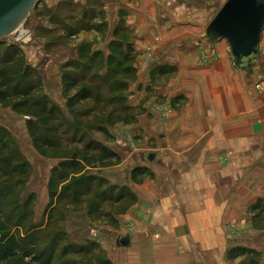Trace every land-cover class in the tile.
<instances>
[{"label": "crops", "instance_id": "1", "mask_svg": "<svg viewBox=\"0 0 264 264\" xmlns=\"http://www.w3.org/2000/svg\"><path fill=\"white\" fill-rule=\"evenodd\" d=\"M69 4L48 2L53 15ZM159 4L128 5L146 13L128 10L124 16L136 38L137 73L127 106L138 112L133 123L116 124L110 134L131 158L114 168L132 167L128 188L136 201L116 216L117 235H129L131 244L113 246L107 260L264 264V91L254 85L264 80V31L261 60L252 73L241 72L225 40L204 44L206 29L199 34L196 27L171 25L157 13ZM82 19L87 27L80 33L92 31L86 43L106 60L110 51L95 46L100 33L93 20ZM21 118L29 136L27 117ZM150 154L154 161L146 160Z\"/></svg>", "mask_w": 264, "mask_h": 264}, {"label": "rangeland", "instance_id": "2", "mask_svg": "<svg viewBox=\"0 0 264 264\" xmlns=\"http://www.w3.org/2000/svg\"><path fill=\"white\" fill-rule=\"evenodd\" d=\"M52 1L57 0H40L23 25L10 37L0 40V68L4 67L3 62L16 59L22 65L23 70L25 67L32 70L30 78L36 82L39 81L42 93L59 108L60 106L64 107L63 112L66 119L69 121L80 119L84 126L81 127L80 134L76 138H72V135L69 136L71 140L69 148L76 149L80 154V158L84 155L86 144L94 140L104 143L110 150L115 152L120 157L119 165L125 158H129V160L131 158L126 148L125 150L116 148L115 136L110 134L116 124L110 127L107 126L105 120L101 119L102 117L105 119L106 115H103L100 110L103 105L117 101L116 104L108 106L106 113L114 111L116 114L122 113L127 104L129 90L128 92H122L121 85L114 82L116 79L111 81L109 77L105 76L106 71L104 68L106 64L103 59V52H100L101 58L99 56L96 58L97 60H94L92 69L85 68V70L74 72L68 66L75 65L77 62L84 65L88 58L84 62L81 53L88 52L86 57H90V54H92L91 45L86 43L87 40H90L87 36L92 31L86 32V34L84 32L80 33L87 27L86 22L82 19L83 16L85 20L92 19L95 30L100 33L99 38L93 39L96 47L100 46L106 52L112 42L111 35L114 34L119 25H122L121 29H123L124 35L118 38L119 40L124 38L125 43H131L135 52L134 42L136 38H134V32L127 26L126 17L124 18V16L128 14V10L137 11L136 14L144 15L146 13L144 12L145 7L139 8L138 11L137 8L135 10L128 5L136 7L145 0H83L84 4L80 2L78 5L73 4L74 0H65L70 3V6L57 7L54 15L52 14L54 11L48 5V2ZM158 1L160 4L157 6L156 11L159 15L164 16L165 19L163 20H166V22L167 19L171 20L173 26L196 27L195 31L201 34L205 32L206 26L227 0H170V6H168L169 0H166V3L163 0ZM117 11L118 15L116 16ZM117 17L121 20H116ZM69 19H75L77 22H68ZM100 21L105 22L104 25L100 24ZM141 29L143 30V28ZM74 34L79 35L73 37ZM101 43H103L102 46ZM27 47L30 52L26 50ZM38 49L41 54H37ZM40 55L46 56L43 61H40L42 57ZM44 67H46L45 70H42ZM64 73H68L71 79L80 81L79 89L89 84L97 88L100 93L96 102L93 100L81 103L70 113L66 103L70 97L76 94L77 89H70L65 92L62 79ZM94 74L97 75L95 78H93ZM125 80V78H122L121 82ZM133 82H130V86ZM103 97L107 99L115 98L116 100L103 101ZM122 97L126 99V102L120 100ZM137 112L134 109L131 112L132 115L123 114L121 119L126 117L127 122L135 120ZM23 114V112L14 111L11 107L0 104V124H5L8 127L12 139L16 140L18 147L30 164L31 174L23 190V199L30 194L35 196L31 207L32 217L28 226L35 227L31 233L40 240L38 247L42 249L41 247L48 244L53 237L59 235L58 249L53 256L55 264H95L99 255H103L102 259L107 260V253L113 252L112 249L116 242L115 236L119 231L116 216L117 212H121V207L117 210L115 205L105 206L103 212H94L92 215H88L87 202L66 207L60 206L53 215L54 221L51 222L49 220L50 211L55 205L48 208L51 204L48 182L52 169L58 166L60 160L50 155L42 156L34 148L32 140L25 132V118H21L25 116ZM95 118L97 119L94 120ZM86 121H93V123L86 124ZM119 123L123 122L120 121ZM88 125L93 131L86 132L85 127ZM100 126L104 129L106 127L107 131H99ZM99 163L102 162H97L96 165L100 166ZM114 167H98L96 169H85V171L106 179L110 185L128 188L132 167H125L123 171H117ZM38 247L34 249L36 255L40 251ZM64 249L67 250V253H64Z\"/></svg>", "mask_w": 264, "mask_h": 264}, {"label": "trees", "instance_id": "3", "mask_svg": "<svg viewBox=\"0 0 264 264\" xmlns=\"http://www.w3.org/2000/svg\"><path fill=\"white\" fill-rule=\"evenodd\" d=\"M121 28L122 25H119L114 31L115 40L109 45L110 54L106 60L103 57L106 64L104 69L105 76L109 77V80L116 79L114 82L121 85L122 92H128L130 82L136 80L135 58L131 43H125L124 38L120 40L118 38L124 35ZM81 55L84 62L87 58L88 60L84 65L77 62L68 66L74 72L85 68L92 69L94 60H97L96 58L101 54L96 52L86 57L88 52H82ZM3 65L4 67L0 68V104L28 116L27 130L34 148L42 156L50 155L60 160L58 166L52 169L48 182L51 201L48 208L55 205L50 211L49 220L54 221L53 215L58 207L85 204V202L88 206V215L103 212L105 206L115 205L117 210L121 207V212L117 214L128 210L136 201L129 188L110 185L106 179L85 171V169L117 166L120 157L104 143L92 140L86 144L84 155L80 158L76 149L69 148L71 144L69 136L76 138L80 134L81 127H84L80 119L69 121L65 118L63 110L42 93L39 81L30 78L31 69L25 67L23 70L16 59L5 61ZM95 76L97 75L94 74L93 78ZM120 78L126 80L121 82ZM62 79L65 92L77 89L76 94L66 103L70 113L77 105L93 100L96 102L98 99L100 91L92 84L79 89L80 81L71 79L68 73H64ZM113 99L116 100L103 97V101ZM120 100L126 102L123 97ZM116 103L117 101L101 107V113L106 115L105 119L103 117L101 119L105 120L106 125L110 127L120 121L133 123L135 120L127 122L126 117L121 119L123 114L130 115L134 110L127 104L120 114L114 113L115 111L106 113L108 106ZM91 123L93 121H86V124ZM102 126L99 127V131L106 132L107 128L104 129ZM85 130L93 131L89 125ZM97 162L102 163L97 166ZM139 172L140 169L132 171V176ZM30 174V164L16 140L12 139L9 129L0 127V264H55L53 256L58 249L59 235L53 237L40 249L38 247L40 240L31 233L35 227L28 226L35 196L30 194L23 199V190L30 179ZM22 230L25 232L23 233ZM37 247L40 251L36 255L34 249ZM64 253H67V250L64 249ZM102 256L99 255L95 264H111L108 260L102 259ZM28 259L30 261L27 262Z\"/></svg>", "mask_w": 264, "mask_h": 264}, {"label": "water", "instance_id": "4", "mask_svg": "<svg viewBox=\"0 0 264 264\" xmlns=\"http://www.w3.org/2000/svg\"><path fill=\"white\" fill-rule=\"evenodd\" d=\"M40 0H0V40L10 37L27 20ZM264 31V0H227L207 25L200 39L211 45L225 40L234 65L241 72L251 69L261 60V38ZM150 154L147 161H154ZM114 247H129V235L115 236Z\"/></svg>", "mask_w": 264, "mask_h": 264}, {"label": "built area", "instance_id": "5", "mask_svg": "<svg viewBox=\"0 0 264 264\" xmlns=\"http://www.w3.org/2000/svg\"><path fill=\"white\" fill-rule=\"evenodd\" d=\"M254 85L256 89L264 91V80L257 81Z\"/></svg>", "mask_w": 264, "mask_h": 264}]
</instances>
